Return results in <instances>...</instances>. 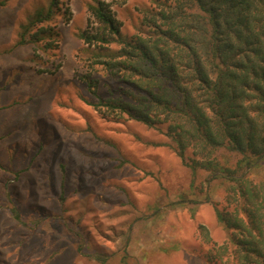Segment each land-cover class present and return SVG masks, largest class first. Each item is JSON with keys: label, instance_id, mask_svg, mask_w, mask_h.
<instances>
[{"label": "rangeland", "instance_id": "obj_1", "mask_svg": "<svg viewBox=\"0 0 264 264\" xmlns=\"http://www.w3.org/2000/svg\"><path fill=\"white\" fill-rule=\"evenodd\" d=\"M49 1L0 0V264H210L230 233L215 215L230 183L193 174L157 129L89 103L127 87L78 36L97 25L93 0H58L20 41ZM105 1L123 33L143 30L149 0ZM41 27L53 34L32 41ZM244 170L263 180L264 160Z\"/></svg>", "mask_w": 264, "mask_h": 264}, {"label": "trees", "instance_id": "obj_2", "mask_svg": "<svg viewBox=\"0 0 264 264\" xmlns=\"http://www.w3.org/2000/svg\"><path fill=\"white\" fill-rule=\"evenodd\" d=\"M149 1L145 27L132 35L121 31L109 1L88 3L97 25L88 21L78 36L96 47L93 62L127 84L89 103L103 116L157 129L193 174L202 169L229 182L227 203L215 215L230 233L207 261L264 264V179L255 182L244 170L264 160V0ZM57 3L35 10L20 41L51 18ZM50 30L41 27L31 40ZM219 148L240 155L234 167L217 158Z\"/></svg>", "mask_w": 264, "mask_h": 264}]
</instances>
